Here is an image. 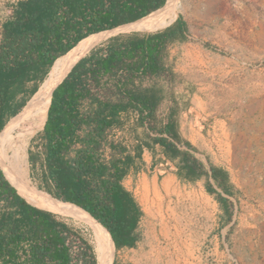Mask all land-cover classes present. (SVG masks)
I'll use <instances>...</instances> for the list:
<instances>
[{"label":"trees","instance_id":"1","mask_svg":"<svg viewBox=\"0 0 264 264\" xmlns=\"http://www.w3.org/2000/svg\"><path fill=\"white\" fill-rule=\"evenodd\" d=\"M165 1L18 0L1 23L0 132L6 126L0 133V264H96L94 247L79 229L26 200L7 136L56 58ZM188 40L178 15L163 28L118 33L94 45L55 84L27 150L31 169L40 170V186L93 218L115 250L133 247L138 238L143 211L121 181L136 169L143 147L153 153L151 168L171 163L181 182L205 178L206 191L222 209L221 225L231 218L228 171L212 163L207 169L179 132L185 91L192 88L175 70L179 53L172 50ZM125 129L129 145L114 135ZM112 264L122 263L114 258Z\"/></svg>","mask_w":264,"mask_h":264},{"label":"rangeland","instance_id":"2","mask_svg":"<svg viewBox=\"0 0 264 264\" xmlns=\"http://www.w3.org/2000/svg\"><path fill=\"white\" fill-rule=\"evenodd\" d=\"M238 1V8L248 15L240 21L238 43L235 44L237 49L234 51V58L241 65L237 93L234 94L239 98L216 101L219 113L214 116L225 122L223 127L216 129V132L222 130L218 135L221 140L212 133L205 135L208 139L206 145L191 140L198 150L195 156L207 169L212 163L228 171L234 191L231 196L225 195L230 200L231 218L220 224L222 209L215 200V194L206 191L205 178L186 184L184 188L172 172L174 165L167 163L159 167L157 188L162 176L170 174L174 183L168 194L153 193L142 204L146 211L141 217L139 230L149 234V238L140 243V249L133 256L130 253L124 256L114 250L117 261L142 254L141 264H264V0ZM185 2L187 0H177L171 19L157 29L178 15L183 16ZM189 40L200 44L199 36L194 35ZM220 47L219 60H222L231 52ZM37 92L26 102L27 113L12 121L7 139L15 158V143L20 133L17 130L25 126ZM26 160L31 183L45 191L40 186V170L31 169L28 154ZM18 182L20 184L19 176ZM61 217L79 229L94 247L93 233L88 225L64 215Z\"/></svg>","mask_w":264,"mask_h":264},{"label":"crops","instance_id":"3","mask_svg":"<svg viewBox=\"0 0 264 264\" xmlns=\"http://www.w3.org/2000/svg\"><path fill=\"white\" fill-rule=\"evenodd\" d=\"M17 1L0 0V25L11 15ZM238 3V0H187L185 2V12L182 18L188 28V37L192 38L194 35L200 37V44L188 40L176 47L174 52L175 54L179 53L175 70L183 76L185 84L192 88L191 92L185 91L188 97V106L179 115V132L183 138L190 142L198 140L201 145H206L208 139L205 135L210 133L215 134L217 139L221 140L218 135L222 130L216 132V129L223 127L225 122L214 116L219 113L217 112L219 105L216 101L239 98L234 94L237 93L241 65L240 61L234 58V51L237 49L235 44L238 43L240 21L242 18L246 19L248 15L246 11L245 13L241 12L243 10L238 8L236 5ZM196 20H198V26ZM218 46L224 47L231 53L219 60L218 51L221 52V49ZM87 52L88 49L81 56ZM126 132V129L122 133L118 130L114 131L117 136L120 134L122 137H126L124 142L129 145L131 141L127 139ZM194 146L196 147V145ZM152 161L153 153L150 149L143 147L140 158L135 161L136 169L131 168L121 181L143 212L146 211V208H143L142 204L147 202V196H151L153 193L165 196L174 183V178L170 174H165L157 188V172L162 164L151 168ZM177 179L180 181L178 177ZM181 183L184 188H186V184L191 185L189 182ZM139 226L140 224H138V238L134 246L120 247L117 250L118 253L122 252L124 256L130 253L133 256L136 254V250L140 249V243L149 238L150 235L139 230ZM217 226H219L218 221ZM138 255L133 259L130 257L126 261L123 259L116 261L122 264H141L142 254Z\"/></svg>","mask_w":264,"mask_h":264},{"label":"bare ground","instance_id":"4","mask_svg":"<svg viewBox=\"0 0 264 264\" xmlns=\"http://www.w3.org/2000/svg\"><path fill=\"white\" fill-rule=\"evenodd\" d=\"M176 1L177 0H167L166 3L162 6L163 8L160 7L150 12L146 16H143L140 19H137L131 23L129 22L128 24L125 25L122 24V26L119 27L117 26L116 28L114 27L115 29H111L109 31H105L90 37L86 36L87 38H84V40L81 39L82 41L80 40V42H78L66 54L58 57L53 63L49 71V75H47V77L39 86L34 105L30 113L28 112L29 113L28 120L25 126L23 127V129L20 131L17 141L15 143L17 172L22 189L24 190V193L29 201L24 196L26 200L35 206H38L43 209H47L49 211H52L60 215H64L66 217L72 218L77 222H83L86 225H88L93 233L96 264L112 263L115 249L113 248L114 244L112 245L113 241L111 242L112 239L109 238L110 234L108 235L99 226V224L87 214L76 209L74 210V209H70L69 207L67 208L66 205H63L62 203L59 202L61 200L58 201V199L52 197L49 193L35 187L27 176L26 151L30 139L38 131V129L41 128L43 124L50 101L51 91L55 86V84L58 83L59 79L63 77L62 75H64L66 69L69 68L71 64L75 60H77L89 47L92 48L94 45L98 44L99 42L111 36H114L118 33L130 32L136 30H145V31L156 30L162 23L171 19L177 7ZM5 126L3 127V129L5 128Z\"/></svg>","mask_w":264,"mask_h":264},{"label":"water","instance_id":"5","mask_svg":"<svg viewBox=\"0 0 264 264\" xmlns=\"http://www.w3.org/2000/svg\"><path fill=\"white\" fill-rule=\"evenodd\" d=\"M166 1H167V0H166ZM166 1H165V3H166ZM165 3H164V4H165ZM78 42H79V41H78ZM78 42H77V43H78ZM73 47H74V46H73ZM73 47H72V48H73ZM72 48H71V49H72ZM71 49H70V50H71ZM68 51H69V50H68ZM68 51H67V52H68ZM67 52H66V53H67ZM56 59H57V58H56ZM56 59H55V60H56ZM55 60H54V62H55ZM77 60H78V59H77ZM77 60H76V61H77ZM54 62H53V63H54ZM53 63H52V65H53ZM74 63H75V62H74ZM74 63H73V64H74ZM73 64H72V65H73ZM52 65H51V67H52ZM51 67H50V69H51ZM71 67H72V66H71ZM71 67H70V68H71ZM50 69H49V71H50ZM69 70H70V69H69ZM69 70H68V71H69ZM49 71H48V73H49ZM68 71H67V72H68ZM48 73H47V74H48ZM66 74H67V73H66ZM66 74H65V75H66ZM65 75H64V76H65ZM64 76H63V77H64ZM63 77H62V78H63ZM43 80H44V79H43ZM61 80H62V79H61ZM61 80H60V81H61ZM60 81H59V82H60ZM59 82H58V83H59ZM58 83H57V84H58ZM57 84H56V85H57ZM56 85H55V86H56ZM39 86H40V85H39ZM39 86H38L37 90L39 89ZM55 86H54V87H55ZM54 87H53V88H54ZM37 90H36L35 92H37ZM52 90H53V89H52ZM35 92H34V93H35ZM34 93H33V94H34ZM33 94H32V95H33ZM32 95H31V97H32ZM31 97H30V98H31ZM30 98H29V99H30ZM29 99H28V100H29ZM3 127H4V126H3ZM31 204H32V203H31ZM46 210H47V209H46ZM51 212H52V211H51ZM113 259H114V257H113ZM112 262H113V260H112ZM111 264H112V263H111Z\"/></svg>","mask_w":264,"mask_h":264},{"label":"built area","instance_id":"6","mask_svg":"<svg viewBox=\"0 0 264 264\" xmlns=\"http://www.w3.org/2000/svg\"><path fill=\"white\" fill-rule=\"evenodd\" d=\"M116 131V130H115ZM115 137L117 136L116 133H114Z\"/></svg>","mask_w":264,"mask_h":264}]
</instances>
